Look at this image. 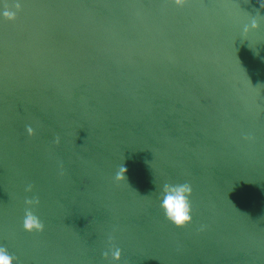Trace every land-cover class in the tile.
Segmentation results:
<instances>
[{
    "label": "water",
    "instance_id": "95a60500",
    "mask_svg": "<svg viewBox=\"0 0 264 264\" xmlns=\"http://www.w3.org/2000/svg\"><path fill=\"white\" fill-rule=\"evenodd\" d=\"M5 7L0 247L13 264H264V0ZM166 183L191 186L183 227L160 208ZM32 197L42 231L23 227Z\"/></svg>",
    "mask_w": 264,
    "mask_h": 264
},
{
    "label": "clouds",
    "instance_id": "9594fccd",
    "mask_svg": "<svg viewBox=\"0 0 264 264\" xmlns=\"http://www.w3.org/2000/svg\"><path fill=\"white\" fill-rule=\"evenodd\" d=\"M177 6H182L183 0H175ZM20 3L15 4V9L19 11ZM16 13L4 8L0 10V16L3 18L12 20L15 18ZM259 26V22L255 17L250 18L247 23L243 25L242 32L247 33L250 30L256 29ZM29 133L31 129L29 128ZM124 172L121 167L116 173V179H122ZM25 191H31V185L27 186ZM191 186L187 183L183 184H164L160 192V208L164 213V216L173 223L176 227H183L192 221L191 214ZM39 203L36 197L31 199H25V216L23 219V227L27 231H42L44 228L43 222L33 213L32 207ZM120 250L117 248L113 253V257L119 259ZM17 258L12 255L6 247H0V264H13Z\"/></svg>",
    "mask_w": 264,
    "mask_h": 264
}]
</instances>
